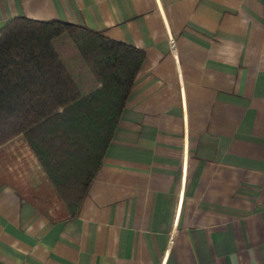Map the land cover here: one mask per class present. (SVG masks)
<instances>
[{
    "label": "crops",
    "instance_id": "crops-1",
    "mask_svg": "<svg viewBox=\"0 0 264 264\" xmlns=\"http://www.w3.org/2000/svg\"><path fill=\"white\" fill-rule=\"evenodd\" d=\"M16 16L145 59L75 218L23 200L39 173L0 147V264H264V0H0Z\"/></svg>",
    "mask_w": 264,
    "mask_h": 264
},
{
    "label": "trees",
    "instance_id": "trees-1",
    "mask_svg": "<svg viewBox=\"0 0 264 264\" xmlns=\"http://www.w3.org/2000/svg\"><path fill=\"white\" fill-rule=\"evenodd\" d=\"M144 59L60 19L16 16L0 28V147L22 137L39 169L37 187H20L23 200L55 221L76 217Z\"/></svg>",
    "mask_w": 264,
    "mask_h": 264
},
{
    "label": "rangeland",
    "instance_id": "rangeland-1",
    "mask_svg": "<svg viewBox=\"0 0 264 264\" xmlns=\"http://www.w3.org/2000/svg\"><path fill=\"white\" fill-rule=\"evenodd\" d=\"M13 146H17L18 149H20V151H22V153L20 154L22 161L20 162L17 159L19 161V162H17L18 163L17 165H19V166L17 168L16 167L10 168L11 172L12 171H13V173L15 172V176H17L19 178H22V177L30 178L31 177V180L35 181L34 176L36 173H39V169L36 172V170H35V168H36L35 159L31 155V153L29 152V149H28L24 139H20V140L16 141Z\"/></svg>",
    "mask_w": 264,
    "mask_h": 264
}]
</instances>
